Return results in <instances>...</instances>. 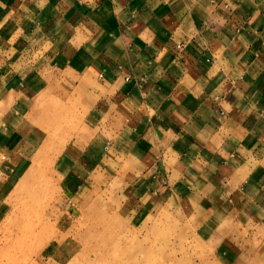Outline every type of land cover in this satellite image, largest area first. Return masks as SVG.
I'll use <instances>...</instances> for the list:
<instances>
[{
  "label": "crops",
  "instance_id": "0c3cea01",
  "mask_svg": "<svg viewBox=\"0 0 264 264\" xmlns=\"http://www.w3.org/2000/svg\"><path fill=\"white\" fill-rule=\"evenodd\" d=\"M0 86L23 125L78 94L56 133L78 180L116 153L152 194L264 226V0H0Z\"/></svg>",
  "mask_w": 264,
  "mask_h": 264
},
{
  "label": "rangeland",
  "instance_id": "374dc122",
  "mask_svg": "<svg viewBox=\"0 0 264 264\" xmlns=\"http://www.w3.org/2000/svg\"><path fill=\"white\" fill-rule=\"evenodd\" d=\"M69 92L55 103L64 114L25 125L14 119L18 100L0 103V145L9 148L0 153V264H123L128 252L137 264H264L263 224L227 218L187 189L152 194L119 154L101 155L96 172L78 180L70 170L78 157L63 156L56 134L80 130V99Z\"/></svg>",
  "mask_w": 264,
  "mask_h": 264
},
{
  "label": "bare ground",
  "instance_id": "6f19581e",
  "mask_svg": "<svg viewBox=\"0 0 264 264\" xmlns=\"http://www.w3.org/2000/svg\"><path fill=\"white\" fill-rule=\"evenodd\" d=\"M41 234L44 232V229L40 230ZM136 250V249H135ZM140 251H144L143 249L139 248ZM132 251V250H131ZM148 254V253H147ZM150 254L147 255V259H150ZM134 260V254L132 252H128V255L126 256V261L123 262V264H137V261H133ZM133 261V262H130ZM115 262L117 263V261L115 260ZM118 264V263H117Z\"/></svg>",
  "mask_w": 264,
  "mask_h": 264
}]
</instances>
